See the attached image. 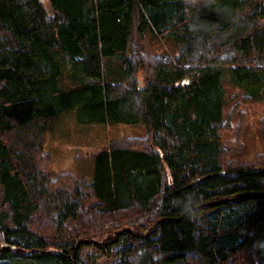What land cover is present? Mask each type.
Wrapping results in <instances>:
<instances>
[{
    "label": "trees",
    "instance_id": "obj_1",
    "mask_svg": "<svg viewBox=\"0 0 264 264\" xmlns=\"http://www.w3.org/2000/svg\"><path fill=\"white\" fill-rule=\"evenodd\" d=\"M227 85L264 104V0H0V264H86L88 247L264 264V152L235 159L248 116ZM67 110L144 134L94 152L92 180L52 176L46 122Z\"/></svg>",
    "mask_w": 264,
    "mask_h": 264
},
{
    "label": "rangeland",
    "instance_id": "obj_2",
    "mask_svg": "<svg viewBox=\"0 0 264 264\" xmlns=\"http://www.w3.org/2000/svg\"><path fill=\"white\" fill-rule=\"evenodd\" d=\"M41 1L47 4V0ZM147 38L156 53H172L175 51L172 37L160 40L148 34ZM107 61H111L110 66L106 67L108 72L120 71L119 56H111L110 59L104 60V63ZM233 93L235 97L231 103ZM225 95V111L230 106H234L235 103H239L247 112L248 122L241 141L242 148L235 155V159L239 162L250 163L264 152V141L259 132L260 120L264 117V104L258 101L253 103L246 102L241 91L228 85L225 86ZM143 134L144 128L139 123L79 124L76 121V110H67L50 117L46 122L44 151L49 153L53 159L51 175L56 176L60 172L71 171L78 178L92 180L95 166L94 152L106 148L113 139L138 137ZM202 221L205 222V219L203 218ZM82 259L86 264H120V256L118 254L106 257L93 247L85 248L82 251ZM237 264H247V261L242 257Z\"/></svg>",
    "mask_w": 264,
    "mask_h": 264
},
{
    "label": "water",
    "instance_id": "obj_3",
    "mask_svg": "<svg viewBox=\"0 0 264 264\" xmlns=\"http://www.w3.org/2000/svg\"><path fill=\"white\" fill-rule=\"evenodd\" d=\"M185 83H186L185 81L182 82L183 85H184Z\"/></svg>",
    "mask_w": 264,
    "mask_h": 264
}]
</instances>
